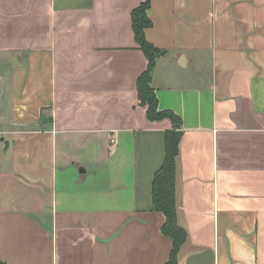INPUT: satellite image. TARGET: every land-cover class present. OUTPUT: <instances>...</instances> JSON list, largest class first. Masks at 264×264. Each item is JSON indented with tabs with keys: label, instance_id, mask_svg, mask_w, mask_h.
Instances as JSON below:
<instances>
[{
	"label": "crops",
	"instance_id": "crops-1",
	"mask_svg": "<svg viewBox=\"0 0 264 264\" xmlns=\"http://www.w3.org/2000/svg\"><path fill=\"white\" fill-rule=\"evenodd\" d=\"M143 1L0 0L1 262L165 264L151 182L171 121L138 101ZM146 13L162 50L150 84L181 118L177 264H264V0Z\"/></svg>",
	"mask_w": 264,
	"mask_h": 264
},
{
	"label": "trees",
	"instance_id": "trees-1",
	"mask_svg": "<svg viewBox=\"0 0 264 264\" xmlns=\"http://www.w3.org/2000/svg\"><path fill=\"white\" fill-rule=\"evenodd\" d=\"M150 0H144L131 11V26L134 39L147 59L145 70L136 80L138 101L145 107L149 120L168 118L171 128L164 131V157L161 165L155 170L151 182V209L163 213L164 220L161 232L171 239V248L165 264H177V253L186 239V231L176 220L175 208V158L178 154V143L182 133L181 118L172 110H160L154 88L151 86V71L155 59L162 50L150 43L144 31L151 25L146 10ZM0 264H5L0 261Z\"/></svg>",
	"mask_w": 264,
	"mask_h": 264
},
{
	"label": "rangeland",
	"instance_id": "rangeland-1",
	"mask_svg": "<svg viewBox=\"0 0 264 264\" xmlns=\"http://www.w3.org/2000/svg\"><path fill=\"white\" fill-rule=\"evenodd\" d=\"M3 70V65L1 66L0 65V71H2ZM3 97H5V95H4V84H3V81H2V83H0V121H2V115H3V113H2V111H3V105L5 104V100L3 99ZM0 125H1V123H0Z\"/></svg>",
	"mask_w": 264,
	"mask_h": 264
},
{
	"label": "water",
	"instance_id": "water-1",
	"mask_svg": "<svg viewBox=\"0 0 264 264\" xmlns=\"http://www.w3.org/2000/svg\"><path fill=\"white\" fill-rule=\"evenodd\" d=\"M8 145V142L7 141H5V146H7Z\"/></svg>",
	"mask_w": 264,
	"mask_h": 264
},
{
	"label": "built area",
	"instance_id": "built-area-1",
	"mask_svg": "<svg viewBox=\"0 0 264 264\" xmlns=\"http://www.w3.org/2000/svg\"><path fill=\"white\" fill-rule=\"evenodd\" d=\"M111 141L113 142V141H114V139H113V138H111Z\"/></svg>",
	"mask_w": 264,
	"mask_h": 264
}]
</instances>
